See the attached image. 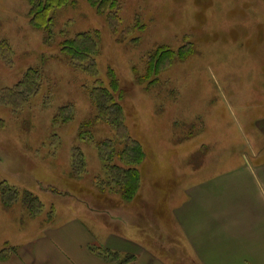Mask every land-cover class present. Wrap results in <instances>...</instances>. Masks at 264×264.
Wrapping results in <instances>:
<instances>
[{
  "label": "rangeland",
  "instance_id": "1",
  "mask_svg": "<svg viewBox=\"0 0 264 264\" xmlns=\"http://www.w3.org/2000/svg\"><path fill=\"white\" fill-rule=\"evenodd\" d=\"M71 1L50 12L49 27L37 28L29 0H0V91L28 68L41 75L38 92L19 109L0 104V249L72 219L99 234L118 227L141 238L143 221L167 223L188 187L252 158L253 121L264 114V0H118L112 23L86 0ZM80 32L98 33L95 75L60 51ZM167 49L170 62L158 70ZM96 81L118 98L128 134L144 152L132 202L120 197L99 157L96 144L117 138L94 121ZM76 153L85 164L78 176ZM3 184L17 194L6 195L7 203ZM28 194L40 208H29ZM126 207L131 215L111 223L110 211Z\"/></svg>",
  "mask_w": 264,
  "mask_h": 264
},
{
  "label": "crops",
  "instance_id": "2",
  "mask_svg": "<svg viewBox=\"0 0 264 264\" xmlns=\"http://www.w3.org/2000/svg\"><path fill=\"white\" fill-rule=\"evenodd\" d=\"M247 100L246 95L239 102ZM258 116L248 142L252 158L188 187L185 199L166 213L167 223L143 221L141 238L118 227L99 234L72 219L44 229L39 238L4 242L9 247L0 249V264H264V114ZM125 209L110 211L112 218L98 215L118 225L114 217L124 221L122 213L131 215L132 208ZM145 210L136 211L139 219Z\"/></svg>",
  "mask_w": 264,
  "mask_h": 264
},
{
  "label": "trees",
  "instance_id": "3",
  "mask_svg": "<svg viewBox=\"0 0 264 264\" xmlns=\"http://www.w3.org/2000/svg\"><path fill=\"white\" fill-rule=\"evenodd\" d=\"M31 4V21L37 28L49 27L52 22L50 12L53 9L65 7L72 4L71 0H29ZM87 3L94 7L98 12L106 13L109 21L118 20V0H86ZM112 23V22H111ZM97 32H80L72 38L64 39L59 47L60 51L68 57L73 67L82 69L88 74L95 75V59L97 55ZM6 53L9 55L10 49L5 46ZM5 51V50H4ZM166 55H159L155 62L158 63V70L170 62L171 52L167 49ZM162 53V52H161ZM41 75L37 69L28 68L20 81L13 87L3 88L0 91V104L8 105L19 109L30 96L35 95L39 90V80ZM90 100L95 108V122H106L116 133L117 140L106 139L96 144L100 159L104 162L105 170L109 181L117 185L120 197L127 201L133 198L139 189L140 173L136 167L144 158V152L139 142L128 134L124 124L123 107L112 92L97 84L90 90ZM67 108L61 107L60 111ZM119 145V146H118ZM75 152H79L75 149ZM74 152V153H75ZM118 162V163H115ZM73 173L78 176L84 171V160L80 153L73 155ZM7 184L1 186L2 201L7 203L6 195L13 193L12 189L6 188ZM99 187L106 188V185L99 182ZM111 189V188H110ZM103 190V189H101ZM14 194V193H13ZM14 196H17L15 193ZM31 198L29 208L36 204L37 208L41 207L36 197ZM26 203V201H25Z\"/></svg>",
  "mask_w": 264,
  "mask_h": 264
}]
</instances>
